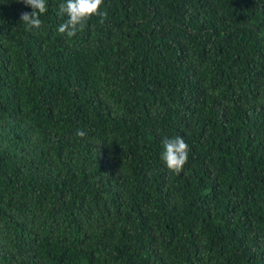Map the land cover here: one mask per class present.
<instances>
[{
  "label": "trees",
  "instance_id": "trees-1",
  "mask_svg": "<svg viewBox=\"0 0 264 264\" xmlns=\"http://www.w3.org/2000/svg\"><path fill=\"white\" fill-rule=\"evenodd\" d=\"M62 2L0 0V264H264V0H104L71 38Z\"/></svg>",
  "mask_w": 264,
  "mask_h": 264
},
{
  "label": "clouds",
  "instance_id": "clouds-1",
  "mask_svg": "<svg viewBox=\"0 0 264 264\" xmlns=\"http://www.w3.org/2000/svg\"><path fill=\"white\" fill-rule=\"evenodd\" d=\"M22 2L31 6L32 12L21 13V22L29 29H39L43 23L40 16L48 11L46 0H22ZM103 4L104 0H63L59 4L57 15L67 16V19L58 26V32L71 38L75 37L79 31H83L87 21L93 16H100L103 22V19L107 18V12L100 10ZM75 135L83 139L87 133L77 129ZM162 145L164 149L161 153L162 161L168 170L179 175L188 162L189 145L182 136L166 137L162 140Z\"/></svg>",
  "mask_w": 264,
  "mask_h": 264
}]
</instances>
